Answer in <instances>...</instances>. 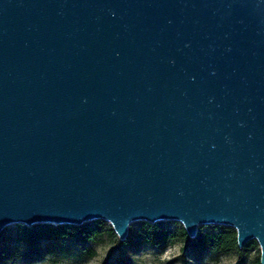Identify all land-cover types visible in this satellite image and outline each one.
<instances>
[{
	"label": "water",
	"instance_id": "water-1",
	"mask_svg": "<svg viewBox=\"0 0 264 264\" xmlns=\"http://www.w3.org/2000/svg\"><path fill=\"white\" fill-rule=\"evenodd\" d=\"M94 220L264 264V0H0V231Z\"/></svg>",
	"mask_w": 264,
	"mask_h": 264
},
{
	"label": "trees",
	"instance_id": "trees-1",
	"mask_svg": "<svg viewBox=\"0 0 264 264\" xmlns=\"http://www.w3.org/2000/svg\"><path fill=\"white\" fill-rule=\"evenodd\" d=\"M102 230L107 231L109 236H114L112 229L102 220L88 221L80 226L35 224L30 227L22 226L16 240L31 251L40 241L70 238L80 244V247L74 251V255L80 258L95 255V250L88 244L96 243ZM177 239L184 242L180 254L176 258L179 264H188L191 251L213 255H225L235 252L238 255L235 264H241L248 248L253 245V243L248 242L242 248H238L235 230L226 226L199 227L195 237L189 238L182 227L165 228L162 227V222L154 224L143 222L138 230L130 231L125 240L115 239L113 246L101 264H132L129 257L121 254L125 246L137 243L155 249H165ZM7 241L8 238L5 235V229H3L0 231V264H15L17 260L25 257L26 254L22 249H8L2 246ZM114 251L121 255L113 258ZM254 264H259L258 257L254 259Z\"/></svg>",
	"mask_w": 264,
	"mask_h": 264
},
{
	"label": "rangeland",
	"instance_id": "rangeland-1",
	"mask_svg": "<svg viewBox=\"0 0 264 264\" xmlns=\"http://www.w3.org/2000/svg\"><path fill=\"white\" fill-rule=\"evenodd\" d=\"M161 222L162 227L165 228L182 227L177 221ZM106 223L109 225L108 222ZM142 223V221L131 222L128 227V233L130 231L138 230ZM22 226L25 225L12 223L4 228L8 241L2 246L8 249L19 248L26 254L25 257L17 260L15 264H101L113 246L114 240L118 239L115 233L114 236H109L107 231L102 230L96 243L88 244V246H91L95 250V255L78 258L74 255V251L80 247V244L70 238L53 241H40L31 251H29L25 245L20 244L16 240L18 232ZM210 226L220 225H202L200 227L209 228ZM109 227L111 228L110 225ZM250 242L253 243V245L248 248L241 264H254V259L257 257L259 258V245L255 240ZM183 244L184 242L182 240L177 239L165 249H155L147 245L136 243L125 246L121 254L129 257L130 260H132V264H179L176 258L180 254L181 246ZM121 254L114 251L113 258H117ZM237 258L238 255L235 252L225 255H213L191 251L188 264H235Z\"/></svg>",
	"mask_w": 264,
	"mask_h": 264
}]
</instances>
